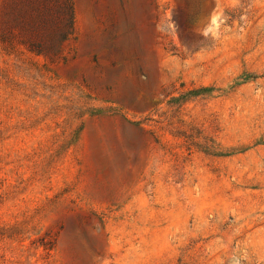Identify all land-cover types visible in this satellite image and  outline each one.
<instances>
[{"label":"rangeland","instance_id":"1","mask_svg":"<svg viewBox=\"0 0 264 264\" xmlns=\"http://www.w3.org/2000/svg\"><path fill=\"white\" fill-rule=\"evenodd\" d=\"M0 264H264V0H0Z\"/></svg>","mask_w":264,"mask_h":264},{"label":"water","instance_id":"2","mask_svg":"<svg viewBox=\"0 0 264 264\" xmlns=\"http://www.w3.org/2000/svg\"><path fill=\"white\" fill-rule=\"evenodd\" d=\"M214 14H215L214 10H210L206 8L196 20L197 28L200 29L206 28L211 23Z\"/></svg>","mask_w":264,"mask_h":264}]
</instances>
